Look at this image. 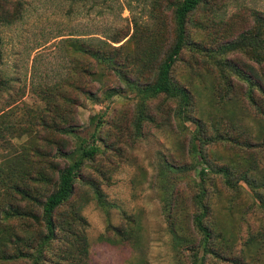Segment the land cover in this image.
I'll list each match as a JSON object with an SVG mask.
<instances>
[{
	"label": "rangeland",
	"instance_id": "obj_1",
	"mask_svg": "<svg viewBox=\"0 0 264 264\" xmlns=\"http://www.w3.org/2000/svg\"><path fill=\"white\" fill-rule=\"evenodd\" d=\"M174 2L135 0L129 10L126 0H8L12 9H21V18L0 27L4 79L0 114H6L0 127H9L0 138V171L2 163L22 151L30 138L20 136L19 129L40 130L35 119L43 109L39 93L48 85L58 81L60 94L74 99V127L63 134L70 151L90 136L100 115L96 142L100 153L82 168L73 195L59 208L73 207L85 218L88 264H192V249L198 241L192 222L196 211L192 185L197 179L191 149L195 123H181L177 103L159 96L146 102L138 124L134 91L113 71L92 61L89 64L96 74L85 75L84 57L59 42L65 37H103L120 29L118 35H128L112 43V55L134 79L146 42L153 38L158 59L171 47ZM253 13L264 17V0H202L186 26L192 50L184 48L171 71L172 79L192 96L191 115L207 137L218 138L204 146L207 159L229 167L238 179L235 189L226 187L217 175L207 179L208 220L221 255L208 256L207 264H264L260 243H264V208L257 198L264 199V115L256 114L248 104L247 83L231 74L228 82L229 72L220 68L225 59L244 69L251 64L264 83V59L257 63L245 51L227 48L240 34L256 29ZM153 78L152 71L140 81ZM74 87H89L101 100L91 101ZM110 88L112 95L105 98L102 91ZM54 94L59 95L57 90ZM226 135L250 139V145H235L223 139ZM68 156L65 153L59 159L68 162ZM44 171L49 169L44 166ZM49 189L42 185L38 192L41 196ZM8 202L15 201L0 176V205ZM9 218L17 233L25 229L29 235L37 230L30 219L25 221L27 230L22 219ZM249 233H255L254 243L245 246ZM6 243L0 245V256L11 253L16 245L14 239ZM11 261L0 259V264Z\"/></svg>",
	"mask_w": 264,
	"mask_h": 264
},
{
	"label": "trees",
	"instance_id": "obj_2",
	"mask_svg": "<svg viewBox=\"0 0 264 264\" xmlns=\"http://www.w3.org/2000/svg\"><path fill=\"white\" fill-rule=\"evenodd\" d=\"M126 1L129 9L131 2L135 0ZM201 1L175 0L171 47L161 59H158V47L152 44L153 38L146 42L141 51V58L139 56L141 62L135 69L134 79L118 65L111 51L115 49L112 43L127 36L126 32L120 36L118 35L120 29H118L103 37H65L59 41L76 49L84 57L83 72L85 75L94 76L96 74L89 64L92 61L113 71L126 86L134 91L135 98L138 100L139 117L136 120L138 124L146 102L159 96L177 103L176 115L181 123L187 120L195 123L191 149L192 169L197 171V179H193L192 185V188H195L192 200L196 208L192 222L198 234V241L192 249V264H207L205 260L208 256H221L214 246L216 237L208 220L207 179L210 175H217L226 187L235 189L238 186V179L232 175L229 167L210 163L207 159L204 146L217 141L218 138L213 135L207 137L202 124L196 121L190 113L191 108L193 110L190 92L171 77V71L181 51L184 48L192 50V46L188 43L186 26L191 12ZM20 10L19 7L12 9L8 0H0V27L19 20ZM253 15L257 22L256 29H249L240 34L227 48L228 50H243L250 57L255 58L257 63H260L264 59V17L257 13ZM137 24L138 20H134V26ZM0 58H2L1 49ZM245 67L244 69L229 59L220 63L223 72H229L228 82L231 81L232 75L235 79L247 83L245 96L248 104L253 107L256 114L264 115V83L261 80V73L251 64H245ZM152 71L154 78L151 81H140ZM3 83L4 79L0 70V89ZM54 83V86L49 87L48 85L39 93L43 101V109L35 116V119L38 120L40 130L31 127L19 129L20 136L26 134L30 138L24 143L22 151L10 157L7 164L2 163L4 167L0 171L5 191L15 201L0 205V245H7L6 241L11 239H14L16 243L12 252L0 256V259L12 260L13 264H88L89 260L85 218L73 207L64 210H59V208L73 195L74 183L81 177L82 168L100 153L96 142L99 140L97 132L102 121L100 115L97 116L90 136L80 139L71 151L67 149L68 142L63 134L70 133L74 127L75 121L71 109L74 99L69 94H60L58 81ZM74 88L91 101L101 100L89 87ZM54 90H57L59 95H55ZM111 90L110 88L102 91L105 98L112 95ZM5 115V112L1 113L0 119H3ZM255 119L259 118L255 117ZM8 129L9 127H0V138L9 132ZM57 134L62 136L57 137ZM37 139L40 141H36ZM223 139L238 146H248L251 142L250 139L240 140L229 135L223 136ZM30 151H33L32 155L36 156L34 159L31 158L33 156ZM65 153L69 155L66 157L68 162L59 159ZM44 166L49 169V173H45ZM169 167L174 168L171 164ZM178 168L181 169V167ZM36 184L38 188L35 187ZM42 185H49L50 189L48 193L40 196L38 190ZM257 198L261 202L260 206L264 208V199L260 196ZM9 217L22 219L27 230L28 224L25 221L30 219L37 226V230L30 232L29 235H25L27 233L25 229L17 233L8 222ZM254 237L255 233H249L244 245L253 244ZM221 239L226 240L224 236ZM260 243L264 247V243Z\"/></svg>",
	"mask_w": 264,
	"mask_h": 264
}]
</instances>
